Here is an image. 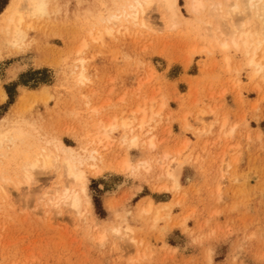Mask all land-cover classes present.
I'll return each instance as SVG.
<instances>
[{
    "label": "rangeland",
    "instance_id": "374dc122",
    "mask_svg": "<svg viewBox=\"0 0 264 264\" xmlns=\"http://www.w3.org/2000/svg\"><path fill=\"white\" fill-rule=\"evenodd\" d=\"M49 2L48 16L27 33L24 51L2 54V116L27 125V135L39 132L75 148L93 110L94 122L111 121L154 96V112L162 103L167 107L155 122L157 148L130 150L129 159L136 164L167 154L169 166L181 164L182 174L173 190L157 179L158 168L124 175L105 169L88 190L96 220L84 215L82 222L66 209L59 215L47 211L44 201L54 196L50 175L19 192L2 185L0 264H264V92L250 91L244 77L238 92L223 73V80L221 73L209 76L213 59L191 52L200 44L198 33L168 30L153 10L145 17L149 30L130 27L93 42L90 26L107 7L105 0ZM8 3L0 0V12ZM81 40L90 83L80 89L71 71ZM223 118L228 130L236 126L232 136L213 145L215 127L199 138ZM125 152L115 148L113 154ZM10 158L9 151L0 157V178L12 173ZM145 199L155 210L168 207L169 217L156 224L154 214L140 217ZM124 226L134 230L136 246L112 234Z\"/></svg>",
    "mask_w": 264,
    "mask_h": 264
},
{
    "label": "bare ground",
    "instance_id": "6f19581e",
    "mask_svg": "<svg viewBox=\"0 0 264 264\" xmlns=\"http://www.w3.org/2000/svg\"><path fill=\"white\" fill-rule=\"evenodd\" d=\"M105 2L107 7H104V12L101 16L97 13L99 20L90 26L88 37L93 42H99L124 29L127 31L130 27L135 30L148 29L146 13L153 10L168 30L185 27L198 33L201 37L200 44L198 47L193 45L191 52H194L193 55L213 59L209 76L215 77L223 73L227 85L238 92L244 77L249 83L250 91L255 94L264 92L261 88L264 86V0H183L182 6L180 0ZM49 7V0H9L0 12V61L3 52L8 51L10 57H15L24 51L27 33L34 29L35 22L48 16ZM181 9L185 11L186 17ZM85 46L86 40H81L75 51L71 71L73 81L80 89L86 88L90 83L86 76V63L80 58ZM32 94L34 93L31 92ZM27 98L28 96L24 97ZM32 98L35 99V95ZM24 99L23 103L28 102ZM5 100L6 94L0 89V104ZM154 102L152 96L147 105L137 106L128 116L123 113V117L111 121L94 122L93 115L97 111L93 110L91 126L74 138L75 148L67 147L61 141L48 140L39 132L27 135L24 130L27 125L12 124L5 115L0 118V157H4L7 151L11 152L13 170L10 175L0 178V191L2 185L12 186L17 192L22 186L29 189L32 183H36L37 177L50 175L54 180V196L44 201L48 203L47 211L59 215L66 209L78 222H82L84 215L89 220H96L88 190L91 178L100 177L105 169L124 175L126 172L149 173L158 168L157 179L170 183L173 190L177 189L182 165L171 168L168 164L169 155H163L160 159L148 157L133 164L127 153L130 150L148 152L157 148L153 136L155 122L162 111L167 114V107L162 103L159 110L154 112ZM85 106L88 107V104ZM211 115L215 117L213 112ZM199 121L202 122L201 119ZM215 127L217 131L214 132ZM227 127V118L216 119L214 124L203 129L198 136L202 138L212 130L214 145L218 140L233 135L236 126L229 130ZM183 128H188L185 118ZM115 135L117 140L113 138ZM115 148L126 150L124 156L114 155ZM166 186L164 191L168 190ZM140 206L139 216L154 214L155 224L167 219L170 214V209L166 206L160 211L155 210L157 207L148 199ZM111 232L117 240H127L136 246L131 227L114 228Z\"/></svg>",
    "mask_w": 264,
    "mask_h": 264
},
{
    "label": "crops",
    "instance_id": "0c3cea01",
    "mask_svg": "<svg viewBox=\"0 0 264 264\" xmlns=\"http://www.w3.org/2000/svg\"><path fill=\"white\" fill-rule=\"evenodd\" d=\"M5 94H6V93H5ZM6 96H7V94H6ZM5 112H6V111H2V110H1V107H0V118L3 117L2 115H3Z\"/></svg>",
    "mask_w": 264,
    "mask_h": 264
}]
</instances>
